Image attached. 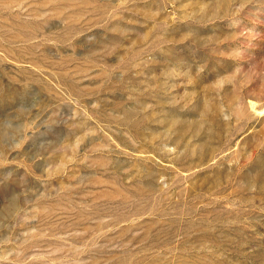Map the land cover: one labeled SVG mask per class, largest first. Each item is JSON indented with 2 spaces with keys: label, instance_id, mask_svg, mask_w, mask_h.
<instances>
[{
  "label": "rangeland",
  "instance_id": "obj_1",
  "mask_svg": "<svg viewBox=\"0 0 264 264\" xmlns=\"http://www.w3.org/2000/svg\"><path fill=\"white\" fill-rule=\"evenodd\" d=\"M0 264H264V0H0Z\"/></svg>",
  "mask_w": 264,
  "mask_h": 264
}]
</instances>
